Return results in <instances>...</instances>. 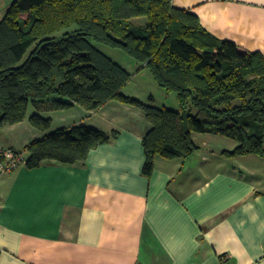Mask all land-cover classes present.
<instances>
[{"label": "crops", "instance_id": "1", "mask_svg": "<svg viewBox=\"0 0 264 264\" xmlns=\"http://www.w3.org/2000/svg\"><path fill=\"white\" fill-rule=\"evenodd\" d=\"M173 4L218 38L264 55V0ZM113 102L55 111L64 119L81 112L66 128L119 132L85 162L23 164L0 177V264H264V160L227 158L222 145L235 141L194 134L199 150L157 157L147 177L142 141L151 125L139 108ZM38 131L11 125L0 147L23 150Z\"/></svg>", "mask_w": 264, "mask_h": 264}, {"label": "trees", "instance_id": "2", "mask_svg": "<svg viewBox=\"0 0 264 264\" xmlns=\"http://www.w3.org/2000/svg\"><path fill=\"white\" fill-rule=\"evenodd\" d=\"M23 15H26L25 17ZM96 43L122 49L148 68L179 109L159 107L123 92L133 73ZM111 101L143 111V174L155 159L186 158L200 149L194 134L231 138L227 158L264 159V55L242 51L202 25L197 13L173 0H13L0 20V136L28 120L44 132L23 150L25 166L86 161L90 151L118 135L75 124L52 128L55 112L80 105L98 111ZM0 147V159L2 150Z\"/></svg>", "mask_w": 264, "mask_h": 264}, {"label": "rangeland", "instance_id": "3", "mask_svg": "<svg viewBox=\"0 0 264 264\" xmlns=\"http://www.w3.org/2000/svg\"><path fill=\"white\" fill-rule=\"evenodd\" d=\"M12 1L13 0H0V20L3 17L6 6L10 4ZM23 16L25 17L26 15ZM96 46L104 53H106L108 56H110L113 60H115L117 63L122 65L124 68H126L129 72L133 73L132 80L125 86L123 90L125 94L138 98L144 102L152 103L155 106H159V107L165 106L168 108L179 109V102L176 94L167 93L166 90L158 84V82L155 80L153 74L148 68H141L140 64L137 63L131 56L126 54L122 49L111 48L99 43H96ZM113 103H117V102L114 101ZM77 107H79V109H82L80 105H78ZM79 109L75 108L73 110H67L68 112H66L65 114L66 115L65 119L63 116H61L62 115L61 112H59L60 113L59 114L57 112L45 111L43 112V115L49 116L50 113L51 115H54L53 117L54 121L52 124V128L50 129L53 131L56 130L57 128L63 127V124H69L68 121L70 120H79L81 118V112L79 111ZM35 111H36L35 107L32 104H30L28 107L27 118L24 121V125L27 126L29 125V127H33L30 124L28 118ZM9 129L10 126L9 127L5 126V128L3 129V134L0 138L2 144H4V142H8L11 138V135L8 134ZM214 136L221 137L220 139L227 141V143L234 141L228 137H224L220 135H214ZM35 138H40V137L38 135ZM222 146H224L223 148L229 149V147L226 145H222ZM256 157H258L259 159H263L260 156H256Z\"/></svg>", "mask_w": 264, "mask_h": 264}, {"label": "built area", "instance_id": "4", "mask_svg": "<svg viewBox=\"0 0 264 264\" xmlns=\"http://www.w3.org/2000/svg\"><path fill=\"white\" fill-rule=\"evenodd\" d=\"M26 157L24 151L17 152L11 148L3 149L0 159V177L20 165H25Z\"/></svg>", "mask_w": 264, "mask_h": 264}]
</instances>
